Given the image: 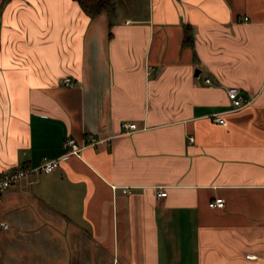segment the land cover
<instances>
[{"label": "crops", "instance_id": "crops-1", "mask_svg": "<svg viewBox=\"0 0 264 264\" xmlns=\"http://www.w3.org/2000/svg\"><path fill=\"white\" fill-rule=\"evenodd\" d=\"M117 13L0 0V171L60 158L3 193L0 264H264V0Z\"/></svg>", "mask_w": 264, "mask_h": 264}, {"label": "built area", "instance_id": "built-area-1", "mask_svg": "<svg viewBox=\"0 0 264 264\" xmlns=\"http://www.w3.org/2000/svg\"><path fill=\"white\" fill-rule=\"evenodd\" d=\"M245 19H247V17H245ZM150 69H153V67H150L149 70ZM205 81L210 83L211 79L209 77H206ZM62 82L65 85H70L72 84L73 81L71 77L66 76L62 78ZM226 90L228 97L233 105V109H239L245 107L253 103L256 99L255 93L246 94L245 91L240 86L237 85L228 86L226 87ZM222 115H223L222 113H216L215 119L219 123L226 125L228 121ZM121 124L124 130L127 132L138 130L140 128L136 122L123 121ZM92 142L95 143V139L92 140ZM64 145L69 149L71 153H75L78 155H81V151L84 148V146L79 145L76 139H74L73 137H69L68 139H66ZM59 166H60V158H51V159L46 158L41 164L34 167L20 166V167H13L0 171V201L2 199L3 193L20 179L27 177L32 173L52 172ZM122 191L124 193H130L132 192V189L131 187H123ZM166 195H167L166 187L163 186L157 190L158 197H163ZM209 205L211 207H223L225 205V199L223 197H216L209 202ZM6 227H8V223H6L5 221H0V228H6ZM249 256L252 255L249 254Z\"/></svg>", "mask_w": 264, "mask_h": 264}, {"label": "trees", "instance_id": "trees-1", "mask_svg": "<svg viewBox=\"0 0 264 264\" xmlns=\"http://www.w3.org/2000/svg\"><path fill=\"white\" fill-rule=\"evenodd\" d=\"M82 10L90 17L98 16L104 12L113 15L117 0H77ZM185 46H194V34L190 25L185 26V35L182 41Z\"/></svg>", "mask_w": 264, "mask_h": 264}, {"label": "rangeland", "instance_id": "rangeland-1", "mask_svg": "<svg viewBox=\"0 0 264 264\" xmlns=\"http://www.w3.org/2000/svg\"><path fill=\"white\" fill-rule=\"evenodd\" d=\"M117 10L118 18L125 15L143 17L147 14V0H117ZM113 19L116 18L113 17Z\"/></svg>", "mask_w": 264, "mask_h": 264}]
</instances>
